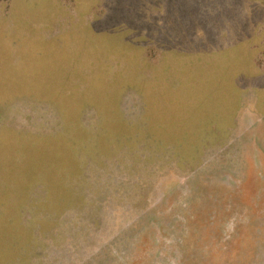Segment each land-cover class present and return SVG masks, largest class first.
Returning <instances> with one entry per match:
<instances>
[{
  "label": "rangeland",
  "instance_id": "1",
  "mask_svg": "<svg viewBox=\"0 0 264 264\" xmlns=\"http://www.w3.org/2000/svg\"><path fill=\"white\" fill-rule=\"evenodd\" d=\"M182 9L261 19L203 53ZM263 11L0 0V264H264Z\"/></svg>",
  "mask_w": 264,
  "mask_h": 264
},
{
  "label": "crops",
  "instance_id": "2",
  "mask_svg": "<svg viewBox=\"0 0 264 264\" xmlns=\"http://www.w3.org/2000/svg\"><path fill=\"white\" fill-rule=\"evenodd\" d=\"M264 11L261 12L260 15L264 17ZM223 15L225 20H223ZM190 16L192 24L197 25L196 28L199 31H202L204 33V41H212L211 39H217V41H213V43L209 42L210 45H204L201 43L200 47L204 48L203 53H206V49H222L224 46H226L224 49H230V48H237L235 43L239 41V43L242 42H249V40L252 37V34L254 32L255 28V18L259 19L256 15L255 11H251L250 9L246 10V16L244 18H237V15H235L231 10H206V9H198V10H189L186 11L184 9L177 10L175 13L171 14L169 17V20L172 18L173 25L171 23L167 24V31L168 32H183L184 34H190L193 32L188 31L184 25L182 24V21L180 18ZM261 19V18H260ZM183 27V30L176 27ZM186 30V32H185ZM213 33L215 35V38L211 37L210 34ZM218 37L216 38V36ZM189 39V37H188ZM192 40V39H191ZM224 40V41H223ZM219 42V43H215ZM225 42L226 45H223ZM213 52V51H211ZM199 53V52H198ZM202 54V52H200ZM201 54L200 55L201 57ZM211 54H204V55H213ZM193 56V55H189ZM230 57V56H229ZM236 60H229V63L236 64L237 62H234ZM239 72L236 71V74ZM254 79L256 77L253 76ZM237 80H244L242 77H238L236 75ZM249 79V78H248ZM257 79L264 82V76L258 77ZM252 80V79H249ZM256 82V81H255ZM256 85V83H255ZM264 87V86H263Z\"/></svg>",
  "mask_w": 264,
  "mask_h": 264
}]
</instances>
